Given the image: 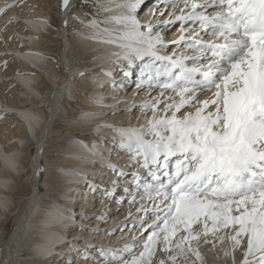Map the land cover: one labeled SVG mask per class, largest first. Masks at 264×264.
I'll list each match as a JSON object with an SVG mask.
<instances>
[{"label": "snow or ice", "instance_id": "obj_1", "mask_svg": "<svg viewBox=\"0 0 264 264\" xmlns=\"http://www.w3.org/2000/svg\"><path fill=\"white\" fill-rule=\"evenodd\" d=\"M167 2L168 9H150L151 18L141 19L145 0H92L95 12L80 20L82 36L118 49L111 53L118 73L102 69L113 77L110 86L121 88L135 76L136 88L148 93L124 110L138 107L143 123L100 125L114 133L116 156L127 155L123 166L98 145L89 150L115 177L106 195L131 175L124 188L129 203L145 213L149 202L155 219L140 225L151 233L131 259L124 255L132 251L127 243L88 240L78 255L86 264H207L201 247L210 245L231 264H264V0ZM69 3L62 0V7ZM16 6V0L0 4V15ZM165 14L170 19L160 20ZM175 21L181 34L169 41L161 26Z\"/></svg>", "mask_w": 264, "mask_h": 264}, {"label": "bare ground", "instance_id": "obj_2", "mask_svg": "<svg viewBox=\"0 0 264 264\" xmlns=\"http://www.w3.org/2000/svg\"><path fill=\"white\" fill-rule=\"evenodd\" d=\"M12 2L0 0V4ZM16 2V7L0 15V264H86L78 255L85 240L113 246L127 243L132 251L124 255L132 258L143 250L151 233L140 225L147 228L155 219L152 206L145 201L148 211L138 213L139 205L129 203L124 188L131 175L122 178L125 184L118 191L106 195L115 177L89 146L98 145L105 157L123 166L127 155L116 156L114 133L100 125L143 123L144 114L138 107L132 112L124 110L133 102L139 106L148 100V93L136 88L135 76L121 88L110 86L113 77L105 76L102 69L118 73L119 67L111 63V53L118 49L80 34V20L91 18L84 5L79 7L76 0H70L64 9L62 0ZM168 8L167 0H145L138 15L149 19L150 9ZM159 19L170 17L165 14ZM161 32L169 41L177 39L181 22L164 24ZM51 52L59 57V68ZM95 64L101 68H92ZM114 79L119 83L123 77L115 75ZM93 97L102 99L105 106H99ZM113 97L128 103L118 104ZM69 109L77 111L76 115L71 110L67 113ZM63 126L65 131L60 130ZM51 146L56 147L54 155L46 158L45 149ZM126 168V172L135 171ZM44 174L51 175L49 184L43 180ZM104 174L109 178L101 182L106 190L96 186ZM11 215L17 223L5 239ZM209 248L201 247L207 264H231L222 251ZM236 259H242L239 251Z\"/></svg>", "mask_w": 264, "mask_h": 264}, {"label": "rangeland", "instance_id": "obj_3", "mask_svg": "<svg viewBox=\"0 0 264 264\" xmlns=\"http://www.w3.org/2000/svg\"><path fill=\"white\" fill-rule=\"evenodd\" d=\"M78 3H79V7L80 6H83L84 8H85V12H88V16L89 17H91L90 16V14L91 13H94L95 12V9H94V7H93V4H92V0H76ZM54 22L56 23L57 22V20H54ZM51 54H52V58H54L53 56H55V53H53V52H51ZM74 55H73V59L74 60H76V53H73ZM54 60L57 62V64H55V67L56 68H59V66H58V64L60 63V61H59V57H57V58H54ZM54 63V62H53ZM62 66V65H61ZM63 68H65L64 66H63ZM77 78V77H76ZM68 99H69V97H67ZM70 110L71 109H69L68 111H67V113H69L70 112ZM71 112H72V114L73 115H76V113H77V111H72L71 110ZM61 131H65V126H63L61 129H60ZM65 140H66V138H63V142H62V144L61 145H64V142H65ZM56 147L55 146H51V147H47L46 149H45V152H44V154H45V157L46 158H49V157H51V156H53L54 155V149H55ZM114 152V151H113ZM49 167V166H48ZM48 167H44V168H48ZM44 172V171H43ZM46 176V177H45ZM43 180L44 181H46L47 182V184H49L50 183V181H52V177H51V175H46V174H44V178H43ZM28 185H30V183H29V181H27L26 182ZM44 197V195L42 196V198ZM70 205H72V204H70ZM143 219V221H144V218H141V220ZM146 220V219H145ZM7 223H8V226H7V232H6V237H5V239L11 234V232L13 231V229H14V227L16 226V223H17V220H16V216L15 215H11V216H9V218H8V221H7ZM3 248L1 247V250H2ZM0 255H1V252H0ZM128 259H131V258H129V257H127ZM23 259V258H22Z\"/></svg>", "mask_w": 264, "mask_h": 264}]
</instances>
